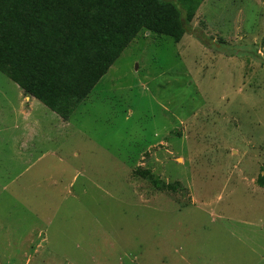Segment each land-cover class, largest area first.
Here are the masks:
<instances>
[{
  "label": "rangeland",
  "instance_id": "1",
  "mask_svg": "<svg viewBox=\"0 0 264 264\" xmlns=\"http://www.w3.org/2000/svg\"><path fill=\"white\" fill-rule=\"evenodd\" d=\"M168 1L67 121L0 73V264H264V0Z\"/></svg>",
  "mask_w": 264,
  "mask_h": 264
},
{
  "label": "trees",
  "instance_id": "2",
  "mask_svg": "<svg viewBox=\"0 0 264 264\" xmlns=\"http://www.w3.org/2000/svg\"><path fill=\"white\" fill-rule=\"evenodd\" d=\"M181 8L168 0H0V73L67 121L141 31L179 43L192 20ZM256 183L263 188L264 175Z\"/></svg>",
  "mask_w": 264,
  "mask_h": 264
},
{
  "label": "crops",
  "instance_id": "3",
  "mask_svg": "<svg viewBox=\"0 0 264 264\" xmlns=\"http://www.w3.org/2000/svg\"><path fill=\"white\" fill-rule=\"evenodd\" d=\"M33 99V98H32ZM35 100V99H34Z\"/></svg>",
  "mask_w": 264,
  "mask_h": 264
}]
</instances>
